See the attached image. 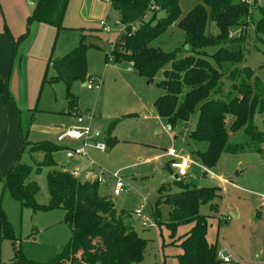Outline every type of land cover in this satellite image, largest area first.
<instances>
[{"label":"rangeland","instance_id":"rangeland-1","mask_svg":"<svg viewBox=\"0 0 264 264\" xmlns=\"http://www.w3.org/2000/svg\"><path fill=\"white\" fill-rule=\"evenodd\" d=\"M12 1L0 0V39L4 41L0 58L6 64L3 78L11 96L7 103L15 116L14 120L6 119L5 134L0 138V172L13 165L20 154V160L32 167L30 179L38 183L37 201L43 205L49 203L47 174L51 168L42 165V151H32L29 144L20 150L21 141L23 137L33 143L55 142L64 127L73 123L68 114L66 85L52 83L49 79L55 74L52 61L73 50L83 39L88 46V78L95 77L100 84L88 89V78L75 81L70 91L76 96L77 108L70 113L93 117L95 126L105 135L111 129V136L117 140L108 145L106 151L91 148L90 157L95 170L103 174L100 195L111 197L116 210L125 213L124 221H129L136 232L147 239L144 257L137 264H179L181 237L194 225L193 222L180 224L172 234L166 226L170 206L162 201L157 208L159 214L156 216L153 212L163 183L170 182L173 192L180 188L174 182L177 172L171 164L174 159L165 154L170 148H175L190 162L187 175L180 177V181H188L190 187H218L214 189L222 195L200 208L208 218V241L216 247L217 253L223 251L230 257V261L221 260L219 264H264V142L238 134L233 137L234 141L244 145L248 142L249 147L234 154L224 152L214 167H204L189 139L196 118L189 123L178 120L170 127L165 118L156 114L154 100L163 94L158 86L159 76L148 85L147 79L134 68L129 70L131 62L108 59L113 56L111 49L118 33L126 28L109 0H68L61 28L49 22L29 20L35 0L22 1L28 14H23ZM257 1L264 8V0ZM177 2L182 16L199 4L209 13L204 0ZM57 10L46 11L44 17L50 18L49 14ZM165 15L163 10L157 12L158 18ZM152 16V12H148L145 20ZM259 16L255 11L254 19ZM103 19L111 26V31L102 29L100 21ZM233 31L237 32V28ZM206 32L213 36L220 32L210 18ZM185 39L184 31L175 24L150 45L173 52L184 45ZM241 47L245 56L243 65L254 70L252 82L259 81L264 96V44L255 35L252 24ZM217 48L209 47L207 51L212 54ZM254 123L264 133V112L255 115ZM52 156L57 168L87 164L69 160L61 150ZM113 175L122 178L128 188L117 196L112 194L116 181ZM137 210L157 226H143L142 217L135 214ZM1 213L7 218L12 235L4 236L0 231V264H10L19 249L29 260L48 263L63 253L71 238L72 231L64 222L63 209L22 208L0 180V216ZM66 264L71 263L66 261Z\"/></svg>","mask_w":264,"mask_h":264},{"label":"trees","instance_id":"trees-1","mask_svg":"<svg viewBox=\"0 0 264 264\" xmlns=\"http://www.w3.org/2000/svg\"><path fill=\"white\" fill-rule=\"evenodd\" d=\"M109 1L126 25L113 43L112 60L133 62L136 73L146 79L159 76L158 86L163 94L154 100L153 105L157 115L165 118L170 127L178 120L189 123L196 118L194 128L189 131V139L204 167H214L224 152L234 154L249 147L248 142L244 145L234 141L233 137L238 134L264 142V133L254 123L255 115L264 112L263 86L259 81L252 82L255 72L243 65L245 56L241 47L250 24L264 44V8L261 2L204 0L209 13L204 5L199 4L182 16L177 0ZM67 2L35 0V9L29 20L45 21L61 28ZM56 8L55 13H48L50 18L44 17L46 11ZM159 10L165 11L166 15L158 18ZM150 11L152 18L145 20ZM255 11L260 14L257 20L253 17ZM208 18L219 27L217 36L206 32ZM175 24L186 36L182 47L166 52L150 45L153 39ZM234 28H243V31L238 36H230L229 32ZM209 47L218 48L210 54L207 51ZM87 49L82 39L73 50L52 61L55 74L49 81L66 85L70 111L77 108L76 96L70 91L72 84L88 78ZM0 94L5 103L11 100L7 82L1 76ZM107 141L111 145L117 140L109 135ZM27 144L32 151H42L45 162L42 165L51 168L47 174L49 203L43 205L37 201L38 183L30 179L32 167L20 160V154L13 165L0 172V180L22 208L29 207L33 211L63 209L64 222L72 235L63 253L48 263L29 260L19 249L10 264H66V261L71 264L139 263L144 257L147 239L142 238L129 221H124L125 213L116 210L111 197L100 195V183L82 182L67 169L57 168L52 153L61 147L56 143L47 140L33 143L22 137L20 150ZM174 182L180 187L178 191H171L170 183L159 187V200L153 212L156 216L159 214L157 208L162 201L170 206L166 226L172 234L178 225L194 223L181 237L179 264H219L221 259L216 247L207 239L208 218L200 212L203 204H211L221 198V193L214 189L218 187H190L187 182ZM1 230L4 236L12 235L4 213L0 216Z\"/></svg>","mask_w":264,"mask_h":264},{"label":"built area","instance_id":"built-area-1","mask_svg":"<svg viewBox=\"0 0 264 264\" xmlns=\"http://www.w3.org/2000/svg\"><path fill=\"white\" fill-rule=\"evenodd\" d=\"M249 3L252 0H247ZM100 25L102 29L106 32L111 31V26L107 23L106 20H101ZM124 31V30H123ZM121 31V32H123ZM243 28H238L237 32L231 30L229 32L230 36H235L237 34H241ZM238 36V35H237ZM113 56L109 57V60H112ZM134 64L131 62L129 70H133ZM100 84V81L91 77L88 78L87 88L92 89L94 86ZM74 123L69 127H65L63 131L57 137L58 144H65L64 151L66 157L69 160H83L87 162L81 168H73L69 172L71 175L76 177L82 182L85 181H97L98 183H103L104 178L102 172H95L93 169L94 161L91 159L89 151L90 149H96L99 151H106L107 144L104 141V135L102 131L93 124L94 118L88 115H83L80 113H74L72 115ZM167 156L174 159L172 165L176 168L177 175L179 177H185L188 173V168L190 166L189 159L185 156H180L178 151L175 148L167 149ZM178 159V160H176ZM116 178V181L113 185L112 194L114 196L120 195L123 192L127 191V185L125 181L113 175ZM137 217H142L141 224L145 227H156V222L150 220L147 216H144L141 210H137L135 212ZM219 259L228 262L230 261V257L225 256L223 251L217 253Z\"/></svg>","mask_w":264,"mask_h":264},{"label":"crops","instance_id":"crops-1","mask_svg":"<svg viewBox=\"0 0 264 264\" xmlns=\"http://www.w3.org/2000/svg\"><path fill=\"white\" fill-rule=\"evenodd\" d=\"M22 1H24V0H13L12 1V4L13 5H15L21 12H23V14H28V11H27V9H25V5L23 4V2ZM13 5H11V7L13 6ZM30 5H33V2L31 1L30 2ZM12 11H13V8H12ZM6 16V15H5ZM21 18V17H20ZM3 43H4V41L3 40H1L0 39V54H2L3 53V48H2V45H3ZM4 67H6V64L4 63V60L3 59H1L0 58V76L3 78V77H5V71H4ZM12 107H10L9 105H8V103L6 104L5 102H4V100H3V97H2V95L0 94V138L2 137V136H4V134H5V131H4V124L6 123V119L8 120V118H13V120H14V118H15V116H14V113H12L11 111H12ZM68 114L69 115H71V117H72V115L74 114V113H70V110H69V112H68ZM157 114V113H156ZM158 116V115H157ZM73 118V117H72ZM73 123H74V120H73ZM72 123V124H73ZM71 124V125H72ZM65 128V127H64ZM103 133V132H102ZM59 135V134H58ZM58 135H57V137H58ZM103 135H104V141H105V143L107 144V149H108V145H110L109 143H108V141H107V139H108V137H109V135L111 136V134H109V132H108V134L107 135H105L104 133H103ZM57 137H56V141L54 142V143H56L57 145H59L60 147H61V151H64V147L66 146L65 144H58L57 143ZM55 139V138H54ZM42 141H44V140H42ZM48 141V140H47ZM167 151V150H166ZM65 152V151H64ZM89 154H90V151H89ZM165 154H166V152H165ZM167 155V154H166ZM71 161H74L75 163H78L79 161H81V162H84L83 160H71ZM174 161V160H173ZM172 161V162H173ZM172 164V163H171ZM84 165H85V163H84ZM84 165H80V166H73V167H69L67 170L68 171H70L71 169H73V168H81V167H83ZM173 166V165H172ZM93 169H94V171L97 173V171L95 170V168H94V165H93ZM175 175H177V172H176V174ZM174 175V176H175ZM173 176V177H174ZM174 180H176V179H174ZM187 183H189L188 181H186ZM168 183H170V182H168ZM237 215V214H236Z\"/></svg>","mask_w":264,"mask_h":264},{"label":"water","instance_id":"water-1","mask_svg":"<svg viewBox=\"0 0 264 264\" xmlns=\"http://www.w3.org/2000/svg\"><path fill=\"white\" fill-rule=\"evenodd\" d=\"M153 82H154V78H149V79H147V84H148V85H152ZM174 179L179 180L180 177H179L178 175H175V176H174Z\"/></svg>","mask_w":264,"mask_h":264}]
</instances>
